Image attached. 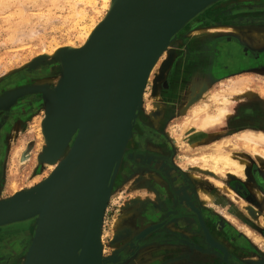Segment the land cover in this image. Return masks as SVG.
I'll list each match as a JSON object with an SVG mask.
<instances>
[{"label": "rangeland", "instance_id": "1", "mask_svg": "<svg viewBox=\"0 0 264 264\" xmlns=\"http://www.w3.org/2000/svg\"><path fill=\"white\" fill-rule=\"evenodd\" d=\"M13 1L9 0V7L11 5L7 9L9 11L5 10L6 12H4L3 9L0 10V95L13 87L32 86L41 88L35 82L46 78L51 82L50 88H53L56 86L55 80L58 79V75L50 76L49 71H52L51 68L55 67L57 62L52 58H44L37 61L40 58L38 55L43 52V49L49 48L51 46L50 43L59 46V44L63 45L66 42L64 44L66 45L69 39H73V43L79 45L80 41L78 38L70 36L69 26L62 23L61 17L64 12H62L63 10L59 11L61 8L53 7V1L56 0H39L36 6L29 0H19L20 3L17 0ZM21 1L26 7L21 4ZM61 2L63 1L59 0L57 3L61 6L64 4H61ZM18 3L23 6V9L24 7L27 8V13L32 16L29 23L22 25L23 30L19 33L22 35L23 33L28 34L30 29L35 28L38 35V37L32 39L23 38V41H26L21 44L12 42L9 39L11 31L5 23V20L15 23L18 19L17 8H21V5H18ZM48 12L51 14L48 22L44 18L41 21L38 20V14L44 15V13ZM104 12L105 8L98 14V19L103 17ZM233 32L241 34L239 28L236 27L211 26V24L206 23L202 28H198L197 31L190 32L189 37H185V39H179L177 36V40L165 49L161 66L156 70L152 79L148 80L145 89V99L134 125L136 129L134 130V137L127 146V149H125L122 159L121 168L123 170V167L126 166V171L122 172L121 170L123 175L119 174L121 176L117 178L111 193L112 195L107 202L103 218L102 256L110 257L115 255L114 257L116 258L114 262H110L109 264H168V261L164 259L168 257L169 253H171V256L173 253V258L171 257V259L174 262V254L178 249L175 248L176 250L172 251L173 247L168 244L162 245V243L157 241L150 242L149 233L139 237L140 233L148 229L149 224L154 221V212L158 213L159 219L161 217L163 220L169 221V228L175 230L181 237L179 243L185 240V236L202 238L201 246L205 247L206 250L203 249L201 251H210L209 245L204 241L203 228L196 214L187 212L180 206L168 173L165 170L157 169L156 164L154 162L151 163L149 160L153 155L159 156V154L165 152L164 145L166 142L171 147L170 151L174 165L191 182L190 184H192L200 208L206 216L205 222L210 229L218 235L217 230H220L223 224L228 222L233 223V225L251 238L257 247L261 245L264 248V238H262L263 236L259 230V225L264 226V191L259 189L255 182L258 176L262 177L264 181V157L256 153L254 154L250 148L241 143L239 138L242 133L252 131L251 129L254 131L258 130L246 128L234 131L232 129L233 126L227 125L228 120H233L235 115H237V103H240L242 106L255 100L264 104V94L261 93V89H264V72H249L212 83L211 81H204L205 78L203 76L199 77L200 73L195 72L192 66H183V64L190 63L180 62L181 57L184 55L183 53H185L183 47L186 40L189 41L193 37L198 36L202 41L205 39V36H219ZM19 38L22 37L20 36ZM22 45L25 46L22 47ZM198 49L199 52L202 51V49ZM186 50L190 51L191 48H186ZM35 59L37 62H34ZM174 66L178 70V82L172 85L173 95L169 96L164 91L165 87L163 83L166 82V78ZM183 68L196 73V91L190 87L193 73L191 72V77H188V72L182 71ZM186 77L187 79H185ZM240 79L247 80L241 83L242 90H238L237 92L231 91L229 87L235 80ZM246 85L247 87H245ZM223 90L227 93L225 91L223 93ZM193 91H195L194 94H192ZM225 98L229 99V106L227 105L229 113L222 118L221 123H219L220 126L201 128L197 126L198 122L197 124L194 123L198 117L199 121V119L205 116L204 114H216L222 105L220 101L223 99L225 102ZM20 104L24 105L25 111L21 112V109H17L20 113L14 114L13 108H19ZM9 105L0 109V120H2L3 114L10 113L8 114L9 116L4 128H1L0 132L1 200L12 197L10 189L12 170L14 172L18 171L19 178L22 180L18 182L21 188H28L34 178L42 180L46 178V173H50L47 170L46 162H40L39 158H37V155L42 151L45 144L44 140L38 137V127L45 116L42 93H27L18 97ZM194 118L195 121H192ZM184 124H189L191 129L189 127V130L183 131ZM153 129L159 130L161 132L159 135L161 136L154 135L151 132ZM209 141L212 142L210 143ZM261 147H264V145H261ZM29 148L31 152L29 161L26 162L27 164H20L19 156H16L14 153L16 150ZM211 149L240 156L247 163L246 178H239L238 176L228 174V172L224 173L225 171L214 174L186 164L185 158L188 156L198 151H209ZM154 152H158L159 154ZM234 180H240L241 184L248 186L251 192L255 193L256 200L259 203L253 199H246L239 194L232 187ZM250 183H255V185L253 186ZM201 191L211 194L213 200L205 201L202 198ZM258 192H260V195H258ZM256 213L261 215L260 219ZM34 222L35 220L31 219L0 227V264H23L25 251L28 249L33 236ZM122 223L124 224V228L120 227ZM243 226L249 228L251 233L249 234ZM22 236L27 238L25 249L19 253L15 261H9L11 256L13 257L11 248H16V245L19 244L18 239ZM258 237L261 238V242L257 240ZM221 239L223 240V238ZM181 252L186 251L181 249ZM218 252L222 254L220 248L214 247L213 253L219 255ZM214 260H216V264L228 263L221 260L219 256ZM169 261L172 263L171 260ZM205 262L209 264V261ZM246 262L249 264H259L258 259ZM175 263L180 264L179 262Z\"/></svg>", "mask_w": 264, "mask_h": 264}, {"label": "water", "instance_id": "2", "mask_svg": "<svg viewBox=\"0 0 264 264\" xmlns=\"http://www.w3.org/2000/svg\"><path fill=\"white\" fill-rule=\"evenodd\" d=\"M187 1L115 0L110 19L98 29L90 45L73 49L72 55L56 61L64 70V82L53 88H21L23 91L14 97L42 93L47 138L43 148L46 160L40 155V162L53 160L56 152L73 144L69 160L58 172L39 186L0 200V227L35 220V235L24 264H65L59 239L62 228L71 226L75 212L81 213L75 240L77 264L116 260L102 256L98 230L100 233L112 193L113 169L123 158L126 140L142 107L141 92L149 69L191 20L221 0H194L185 11ZM63 105L68 109V124L60 132L58 127L65 122L61 118ZM81 107L85 112L77 111ZM78 125L81 131L76 136ZM192 212L197 214L208 242L218 246L201 213Z\"/></svg>", "mask_w": 264, "mask_h": 264}, {"label": "flooded vegetation", "instance_id": "3", "mask_svg": "<svg viewBox=\"0 0 264 264\" xmlns=\"http://www.w3.org/2000/svg\"><path fill=\"white\" fill-rule=\"evenodd\" d=\"M206 23L211 24V26H231L239 28L241 35L243 34V36H248V40L244 39L245 41H242L238 35L236 36L237 32H234L235 34L228 33L219 36H205L204 41L200 40V46H198V48L202 49V51L198 53V56L201 57L204 53L207 54V60L203 63V66L202 64L197 63V65L183 64L184 67H187L188 65L192 66L195 72L200 73V75H198L199 77L203 76L205 78L204 81H211L212 83L220 82L221 80H225L233 76L247 74L249 72H264V44L258 46L254 43L257 41L255 39L256 33L260 34L264 32V0H221L190 22L185 29L180 32L178 38L185 39V37H189L190 32L198 30V28H202ZM184 52L185 53L183 54L185 56L193 58V50H190L189 52L185 50ZM175 68V66L172 68V71L166 78V82L163 83V86L165 87L164 91L169 96L173 95L172 85L177 84L178 82V80L177 82L173 81V78H175L178 73L177 68ZM182 71L188 72V77H191L190 73L194 72L192 70L187 71L186 68H183ZM185 79H187V77ZM17 109H21V112L25 111L23 104H20L19 108H13L14 114L20 113ZM8 114L10 113L3 114L1 118L2 120H0V132L1 128H4L6 124L7 117L9 116ZM235 116L236 117L233 118L235 123L232 124V129L234 131H240L251 127L255 130H264V104H261L259 101L257 102L254 100L250 103L242 105L241 109L239 111L237 110V115ZM151 132H153L154 135L161 136L159 135L161 133L159 130L153 129ZM164 146V153L159 154L158 152H154L159 154V156L153 155L152 158H149V160L151 163L154 162L156 164L157 169L165 170L170 175V182L172 187H174V191L178 199L177 201L180 206L185 210L187 209L189 212L199 211L201 213L211 239L219 246L218 247L208 242L205 233L203 238L210 247V251L208 252L201 251L203 249L206 250L205 247L201 246L202 238L199 239L197 237L192 238L185 236V240L182 241V243H179L181 237L177 232H175V230L169 228V221L163 220L161 217L159 219L158 213L155 212L153 213L154 216L156 215L154 217V221L149 224V241H157L162 243V245L168 244L173 247V250L171 249L172 251L178 249V251L174 254V262L173 259H171V257L173 258V253L172 256L171 253H169L168 257L164 260L168 261V264H176L175 262H179L180 264H206L205 261H209V264H216V260L214 259L219 256L221 260L227 261V264H249L246 261L255 259L259 260V264H264V248H262L261 245L257 247L251 238L233 225V223L228 222L223 224L221 227L219 226L221 229L217 230L218 235L210 229L205 222L206 216L200 208V204L198 203L199 201L193 191L192 184H190L191 182L181 172V170L174 165L170 151L171 147L168 142H166ZM125 171L126 166L123 167L122 172ZM178 180H182L184 190H187V193L190 194L189 203L185 202L182 198L183 188L181 189L180 185L178 187L175 184ZM239 181L240 180H234L232 187L237 190L239 194L244 196V198L257 201L255 193L251 192V189L248 186L241 184ZM255 182L256 186L264 191L263 178L258 176L256 177ZM250 184L253 186L255 185V183ZM257 202L259 203V201ZM258 218H261L260 214H258ZM259 230L264 238V226L259 225ZM221 238H223V240ZM18 242L19 244L16 245V248H11L13 251V257L11 256L9 261H15V259L18 258L19 253L23 252L27 245V238L22 236L18 239ZM214 247L220 248V250H222V254L218 252L219 255H215L213 253ZM181 249H184L186 252L180 253ZM238 259L243 261L241 262ZM169 260H171L172 263Z\"/></svg>", "mask_w": 264, "mask_h": 264}, {"label": "bare ground", "instance_id": "4", "mask_svg": "<svg viewBox=\"0 0 264 264\" xmlns=\"http://www.w3.org/2000/svg\"><path fill=\"white\" fill-rule=\"evenodd\" d=\"M17 1L20 3L19 0H17ZM29 1H31L36 6L39 0H29ZM61 1H63V2H61V4L64 3L61 6H60L59 3H57V2H59V0L53 1L54 2L53 3V7L54 8H61V9H59V11L60 10L61 11L63 10L62 12H64V14H63V16L61 15L62 16L61 17L62 18V23L64 25H68L69 26V29H70V32H71L70 36H73V37L78 38L79 41H80V44L79 45L74 44L73 43L74 42L73 39H69V42L66 45H64L66 42L64 44L62 43L63 45H60L59 44V46L57 44L52 45V43H50L51 46L49 48L45 49V50L43 49V52L38 55L40 57V58H38V60L39 59H44V58L45 59L46 58H52L55 61L61 62L65 57H68L69 55H72L74 53L72 51L73 49L74 50H79V49L87 48L90 45V43L93 41L94 37L96 36V32L98 31V29L100 27H102V25L105 24L110 19L111 14H112V10H113V4L115 2V0H61ZM193 2H194V0H188L187 1L186 7H185V11L189 9V7L192 5ZM19 3H18V5H21L22 4V1H21V4H19ZM22 5H21V8L18 7L19 9L16 7L17 10H18L19 17L15 21V23L10 22L9 20L8 21L5 20V23L7 25V28L9 27L10 28L9 30L11 31L10 38L9 39L12 40V42H15V43L18 42L19 44L24 43L26 41V40L23 41V38L24 39L25 38H29V39L31 38L32 39L34 37H38L35 28H32L30 30L27 28L29 30V33L28 34L23 33V35H22L21 33H19L21 30H23L22 25H24L25 23L26 24L29 23L31 21V17H32V16H30V14L27 13V8H25L26 6L23 5V6H25L24 7L25 10H24L22 8L23 7ZM10 7H11V5H10ZM10 7H9V0H0V10L3 9L4 12H6L5 10L9 9ZM103 8H105L104 15H103L102 18L98 19V16H99L98 14H100V12H101V10ZM20 9H21V11H20ZM38 9H39V7H38ZM7 11H9V10H7ZM50 12H51V9H50ZM50 12L44 13V15H39L38 14L37 15L38 20L41 21V19L44 18L48 22L49 21L48 20L49 19V16L51 15ZM255 28H257V27H255ZM195 31H197V30H195ZM38 32H39V30H38ZM229 32H232V31H229ZM19 34H21V35H19ZM178 34L171 41L170 44H172V42H175L177 40ZM256 35L259 36L260 38H262L264 40V32L263 33H260V34L259 33H256ZM20 36L22 38H19ZM200 36H202V35H200ZM51 38H53V37H51ZM200 40L201 39H199V37L196 36V37H193L192 39H190L189 41H187L184 44V47H183L184 50H186V48H189V49L191 48V50H193V54H192L193 55V58H191L189 56L183 55L181 57V59H180V62H182V63L183 62H187V63L195 64V65H197V63H200L203 66V63H205V61L207 60V54L204 53V55H202L201 57L198 56V53H199L198 46H200ZM51 41H54V40H51ZM202 41H204V40H202ZM250 42H252V41H250ZM170 44L167 47H169ZM23 46H25V45H22V47ZM164 51H163V53H164ZM187 51L189 52V50H187ZM163 53H159L156 56L153 64L151 65V67L149 69V72H148V75H147V78H146L147 80L145 82L143 91L141 92V94H142L141 95V102H143L144 99H145V95H146L145 89H146L148 80H151L152 79V76L154 75V73L156 72V70L159 69V66H161V61H162V58H163V55H164ZM195 65H193V66H195ZM51 70H52L51 72L49 71L50 76H54V75L56 76V75H58V79L55 80L56 86L61 81L64 82L63 81L65 79V77L63 79L64 70L62 71V68L61 67H58L57 65H55V67H52ZM192 77L193 78L190 80V81H192L190 87H191L192 90H195L196 91V89H197V88H195L196 87L195 86L196 85V80H197L195 78V77H197L196 76V73H193V76ZM177 78H178V73L176 74L175 78H173V81L177 80ZM244 81L246 82L247 80L246 79L235 80L233 82V84L229 87V89L231 91H236V92L238 90L239 91L242 90L241 83H243ZM35 84L37 86L39 85L38 87L41 86V88L42 87L47 88V87H50L49 85H51V82L49 80H47V78H46V79H43L41 81L39 80V82H35ZM245 87H247V85ZM21 88H26V86L25 87H13V88H10V90H8V91L6 90L7 92H5L3 94L1 93L2 95H0V109H3L4 107H7L9 104H11L12 102H14L16 100V98H14V97L18 93L20 94V92L23 91ZM195 91H193L192 94H194ZM224 91L225 90H223L222 92L224 93ZM225 93H227V92L225 91ZM240 93H242V92H240ZM261 93L264 94V89H261ZM213 95H216V94H213ZM69 96H70V94H69ZM9 99H11V100H9ZM67 99H68V97H66L65 100H64V104L65 105H66L65 102H66ZM6 100H9V101H6ZM220 102H221L222 105H221V107H219L218 112L216 114H209V113H207V114H204L205 116H203V117L201 115L202 118L199 119V121H198V118H199L198 117L196 119V122H194V123L197 124V122H198L199 124H197V126L198 127L200 126L201 128L202 127L214 128L217 125H219V123H221L222 118L225 115H228V113H229V110L227 108L229 99L225 98V102L223 101V99ZM83 106H84V104H83ZM199 106H201V105H199ZM9 107H10V105H9ZM237 107L238 108H236V109L239 111L241 109L240 103H237ZM192 108H193V106H192ZM61 111H62L61 118H63V120L65 122L61 123V125L58 127V129L60 130V132H62L63 130H65L67 128V124H68V120L65 118V115H67V113H68V109L66 107H64V105H63ZM66 111H67V113H66ZM77 111H79V113L80 112H85V108H82V107L81 108H78ZM44 118H45V116L43 117V119H42V121H41V123H40V125L38 127V137L40 139L44 140V143H45L44 146H43V148L46 146V138H47L46 137V134L44 132V127H43V125L45 124V119ZM157 118L159 119V117H157ZM261 120H262V117H261ZM155 121L158 122V120H156V119H155ZM192 121H195V118ZM233 123H235V121L229 119L228 122H227V125L228 126H230V125L232 126ZM242 124H243V122H242ZM189 127H190L189 124H184L183 125V131H185L187 129L189 130ZM190 129H191V127H190ZM134 130H136V129L133 127L131 137L129 138L128 142L126 140V146H125L126 149H127V146L130 144L131 140L134 137ZM251 130L252 131H248V132L242 133L240 135L239 138L241 140V143L243 145H245L246 147L250 148L254 152V154L256 153V154L264 157V147H261V145H264V131L263 130L254 131L253 129H251ZM74 131H75L76 136L79 135V133L81 131L79 125L76 127V129ZM207 138H209V137L207 136ZM213 144H215V143H213ZM220 145H222V144H220ZM43 148H42V151L39 153V155H37L38 156L37 158H39L40 155H42V158H44L46 160V158H45V151H43ZM72 148H73L72 142L71 143H68L62 151H58V152H56L54 154L53 160L46 161V164H47L46 166L48 168L47 170L50 171V173H46L47 174L46 178H44L42 180H37V179L34 178L33 181H32V183L29 185L28 188H21V186L18 184V182H20V180H21L19 178L20 176L18 174V171L14 172V170H12V172H11V185H10V189L12 191V196H14V195H16V194H18V193H20L22 191H25L27 189H30V188H33V187H36V186L41 185V183H43L45 180H47L48 178H50V176L52 174L58 172L61 168H63V166H65V164L69 160L68 158L71 155L70 151H72L71 150ZM225 151H227V149H225ZM14 154H16V156H19V158H20V164H23L24 165V164H27L26 162L29 161L31 152H30V148L29 149H24V150H20L19 149V150H16V152ZM234 155H232L231 153H225L224 151L223 152H219V151H216V150L214 151L213 149H211L209 151L206 150V151H202V152H199L198 151L196 153H193V155L188 156L187 158H185V162H186V164L193 165V167H198L200 170L207 171V172H212L214 174H216L218 172L225 171L224 173L228 172V174H231L233 176H238L239 178L240 177L246 178V165H247V163L244 162V160L240 156H238V155H235L234 156ZM122 162H123V160L119 161L118 167L116 169L115 168L113 169V172H112V175H111V178L112 179H110V181H112V190L114 189V186H115V183L117 181V178H119L121 176L119 174H122L121 173V170H122V168H121ZM172 174H174V173H172ZM22 177H24V176H22ZM161 182H163V181H161ZM175 184L178 187L180 185L181 186V189L183 188V186H182V184H183L182 180L181 181L178 180L177 182H175ZM201 192H202V198L205 201H212L213 200L211 194H209L207 192H204V191H201ZM111 195L112 194H110V196ZM189 195L190 194L187 193V190H184V188H183L182 198L187 203H189V200H190V196ZM258 195H260V192H258ZM256 214H258V213H256ZM36 217L38 218V216H36ZM80 218H81V213H76V212H75V214L73 213L72 216H71V226L67 230H66L67 227L65 226V228H62V231H61V236H60V239H59V247H60L62 253H64L66 255L65 264H77L78 252L75 250V243H76L75 240L77 238V234H78V231H79ZM21 222H23V221H21ZM118 223H120V222H118ZM123 226H124V224L122 223V225L120 227L124 228ZM243 228L249 234L251 233V230L249 228H247L246 226L245 227L243 226ZM134 229H136V228H134ZM147 230H149V228L146 229V231ZM143 232H145V230ZM33 234L35 235L34 231H33ZM98 235H99V239H100L101 244H102V239H103L102 228H101V232L100 233H99V230H98ZM257 240L260 241L261 238L258 237ZM123 243H125V242H123ZM27 250L28 249H26V251H25V255L27 253ZM102 251H103V249H102ZM24 261H25V259H24ZM23 264H24V262H23Z\"/></svg>", "mask_w": 264, "mask_h": 264}, {"label": "crops", "instance_id": "5", "mask_svg": "<svg viewBox=\"0 0 264 264\" xmlns=\"http://www.w3.org/2000/svg\"><path fill=\"white\" fill-rule=\"evenodd\" d=\"M218 3V2H217ZM234 28V27H233ZM234 30V29H233ZM234 33V32H233ZM236 35H238V37H240L241 39H242V41H245L244 39H247L248 38V36L246 37V36H243V34L241 35V34H237L236 33ZM255 35V34H254ZM246 37V38H245ZM255 39L257 40L256 42H254L255 43V45H263L264 44V40L262 39V38H260L259 36H257V35H255ZM248 40V39H247ZM184 61V60H183ZM184 63V62H183Z\"/></svg>", "mask_w": 264, "mask_h": 264}]
</instances>
